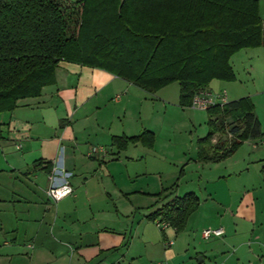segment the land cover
I'll return each instance as SVG.
<instances>
[{
  "label": "crops",
  "instance_id": "obj_1",
  "mask_svg": "<svg viewBox=\"0 0 264 264\" xmlns=\"http://www.w3.org/2000/svg\"><path fill=\"white\" fill-rule=\"evenodd\" d=\"M258 3L264 20V0ZM261 74L259 91L241 93L236 73L232 81L213 79L206 89L225 90L228 101L259 94L264 102V69ZM174 83L150 93L105 69L60 61L38 96L0 113V264H264V146L248 142L251 173L235 189L224 174L236 167L219 165L250 138L219 162L198 161L201 137L191 140L193 165L217 172L203 183L205 194L199 171L197 189H187V155L172 135L178 122L171 117L187 113L192 126L196 109L179 104ZM143 131L153 133L151 147L112 144L113 137ZM92 147L104 151L91 153ZM54 167V183L65 171L73 188L56 202L46 195ZM172 174L173 181H162ZM221 181L224 187L215 188ZM189 191L199 205L181 231L147 217ZM207 227L224 233L203 238Z\"/></svg>",
  "mask_w": 264,
  "mask_h": 264
},
{
  "label": "trees",
  "instance_id": "obj_2",
  "mask_svg": "<svg viewBox=\"0 0 264 264\" xmlns=\"http://www.w3.org/2000/svg\"><path fill=\"white\" fill-rule=\"evenodd\" d=\"M0 0V113L38 96L60 61L105 69L154 93L177 82L179 104L213 79L232 81L231 56L264 50L258 0ZM197 160L219 162L262 134L250 97L206 109ZM214 139V141H213ZM153 145L150 131L112 138ZM192 192L174 196L147 217L181 231L198 207Z\"/></svg>",
  "mask_w": 264,
  "mask_h": 264
},
{
  "label": "rangeland",
  "instance_id": "obj_3",
  "mask_svg": "<svg viewBox=\"0 0 264 264\" xmlns=\"http://www.w3.org/2000/svg\"><path fill=\"white\" fill-rule=\"evenodd\" d=\"M254 49H247L244 48L241 51H237L236 55H234L231 58V65L233 66V69L236 73L237 80L235 84L240 85L241 87V93H249L254 91H259L263 88L262 86V71L264 69V50L261 49V47H253ZM251 50V51H249ZM251 75V76H250ZM175 86L176 83H172V86ZM171 86V85H170ZM253 101L255 104V113L258 116V119L261 123V132L262 134L256 138H250L247 142H244L239 149L229 158L226 160V163H221L220 168L224 169L225 167L234 166L236 167L237 172L227 175L228 172H226L224 175L227 180V184H229L231 187L233 186L235 189L240 188L243 184L246 182L247 175H250L251 173V163H248V157L252 154H249V151L251 150L250 147L247 145L248 142H250V145L255 144L258 148L261 146H264L262 142H264V102L260 98L259 94L253 95ZM169 97H173L171 95V89L169 90ZM228 98V96H227ZM182 115V116H180ZM191 120L193 125L190 126V120L186 118V114H179V112H174L172 114V123L178 122L175 125V129L172 132V135H177L175 138L178 139V141L182 142V147H178V149L182 148L186 153V162L183 165L184 169H186V176H181L182 179H184L183 182L186 181V185H188L187 189H197V186L195 184L196 179V171H199L201 174L200 176V187H203L202 194H205L204 191V182L208 177H213L214 173L217 171L209 170V169H200L199 167H195L191 161L189 160L190 157H192V153H190V150H188V145L191 140H196L198 137H202L207 133V111L206 110H200L196 109L193 110L191 113ZM180 119H182V123H180ZM173 136V137H174ZM252 153V152H251ZM245 159V160H244ZM237 160V161H236ZM235 162L234 164L232 162ZM197 164V163H196ZM250 167L249 170H244L243 167ZM180 168V167H179ZM242 169V170H240ZM195 171V172H194ZM221 171V169L219 170ZM249 171V172H248ZM189 172V173H188ZM193 173V174H192ZM173 178V174L170 176H162V181H171ZM155 182L156 180L151 177V182ZM173 181V180H172ZM225 182L221 181L219 183H215V188L224 187ZM226 186V185H225ZM183 187L180 190V193L184 192ZM153 189V188H151ZM153 200H151L152 202Z\"/></svg>",
  "mask_w": 264,
  "mask_h": 264
},
{
  "label": "built area",
  "instance_id": "obj_4",
  "mask_svg": "<svg viewBox=\"0 0 264 264\" xmlns=\"http://www.w3.org/2000/svg\"><path fill=\"white\" fill-rule=\"evenodd\" d=\"M227 102L228 98L225 90L213 92L207 89H200L193 95L190 106L195 109L206 110L210 106L216 104L222 105ZM98 151H104V149L102 147H92L90 152L95 153ZM57 173L58 170L54 167L52 169V173L49 175L50 185L46 189V195L52 202H56L73 192V188L68 181V177L70 174L68 172L62 171L60 174L62 181L59 184H56L54 183V174ZM157 225L165 226L167 224L157 222ZM223 233L224 231L221 227H207L201 231V236L203 238H209L212 236H221Z\"/></svg>",
  "mask_w": 264,
  "mask_h": 264
},
{
  "label": "water",
  "instance_id": "obj_5",
  "mask_svg": "<svg viewBox=\"0 0 264 264\" xmlns=\"http://www.w3.org/2000/svg\"><path fill=\"white\" fill-rule=\"evenodd\" d=\"M124 0H120L119 7L123 4Z\"/></svg>",
  "mask_w": 264,
  "mask_h": 264
}]
</instances>
